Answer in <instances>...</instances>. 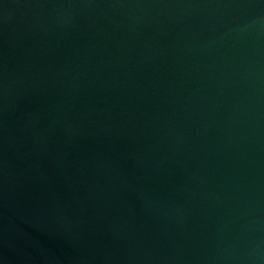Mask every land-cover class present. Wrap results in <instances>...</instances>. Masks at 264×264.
Instances as JSON below:
<instances>
[{"label":"water","instance_id":"95a60500","mask_svg":"<svg viewBox=\"0 0 264 264\" xmlns=\"http://www.w3.org/2000/svg\"><path fill=\"white\" fill-rule=\"evenodd\" d=\"M0 264H264V0H0Z\"/></svg>","mask_w":264,"mask_h":264}]
</instances>
